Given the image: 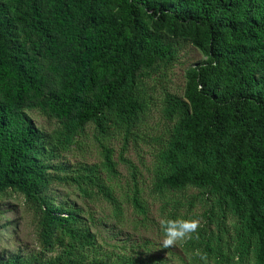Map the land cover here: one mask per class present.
Returning <instances> with one entry per match:
<instances>
[{
  "label": "trees",
  "instance_id": "obj_1",
  "mask_svg": "<svg viewBox=\"0 0 264 264\" xmlns=\"http://www.w3.org/2000/svg\"><path fill=\"white\" fill-rule=\"evenodd\" d=\"M189 46L205 60L187 69L181 96L169 76ZM157 105L165 130L155 134ZM89 139L100 162L70 161ZM143 145L165 219L201 221L183 264H205L196 249L207 264H264V0H0V201L24 197L40 246L0 264H173L140 252L147 242L104 248L95 216L55 193L106 204L117 224L125 204L148 221L143 174L127 156Z\"/></svg>",
  "mask_w": 264,
  "mask_h": 264
},
{
  "label": "rangeland",
  "instance_id": "obj_2",
  "mask_svg": "<svg viewBox=\"0 0 264 264\" xmlns=\"http://www.w3.org/2000/svg\"><path fill=\"white\" fill-rule=\"evenodd\" d=\"M205 60L202 52L189 46L183 53L182 63L174 68L169 79V89L173 93L179 95L184 94L186 85V71L190 66ZM158 90L161 87L158 86ZM161 93L157 96V101H160ZM38 126L52 130L56 127V122H48L38 111L30 112ZM149 130L158 134L164 132L165 124L160 113V106L157 105L153 109L151 117L148 122ZM117 150L116 158L120 150L119 141H114ZM153 148L143 145L142 150L135 151L131 149L128 157L141 169L143 174V183L145 190V198L150 204L151 213L148 221H143L142 217L133 212V208L129 204H125L126 217L123 224H117L116 220L111 217V209L104 203H88L86 202L74 188L70 187H55V193L58 197L59 203L69 202L76 205L78 208L86 210L95 216L97 223L95 231L100 236V244L106 248L111 249L110 245L118 244H135L145 245L147 249H138L140 252L152 256H164L169 258L170 263L183 264L181 257L183 256L182 242H178L175 247L162 248L163 232L161 230L160 221L165 219V215L161 211V202L149 197L151 188V174L150 168L153 160ZM67 158L72 162L88 161L89 163L100 162L98 150L92 139L87 141V147L83 150L73 148L72 152L67 155ZM122 192L128 191L129 172L124 165H120ZM186 202V201H184ZM0 254H11L19 252H30L39 250V242L37 237L36 224L34 222L33 214L25 205L24 197L15 194L11 197H6L0 201ZM199 210V208L197 209ZM198 212V211H197ZM131 239V240H130ZM130 240V241H129Z\"/></svg>",
  "mask_w": 264,
  "mask_h": 264
},
{
  "label": "clouds",
  "instance_id": "obj_3",
  "mask_svg": "<svg viewBox=\"0 0 264 264\" xmlns=\"http://www.w3.org/2000/svg\"><path fill=\"white\" fill-rule=\"evenodd\" d=\"M200 224V219L196 217H178L161 220L160 225L163 232L162 248H172L178 242H187L194 238L198 239ZM195 255L207 264L206 253H203L200 249H196Z\"/></svg>",
  "mask_w": 264,
  "mask_h": 264
}]
</instances>
